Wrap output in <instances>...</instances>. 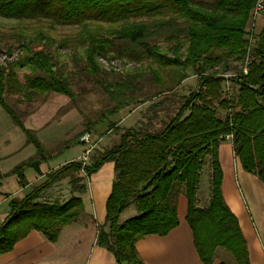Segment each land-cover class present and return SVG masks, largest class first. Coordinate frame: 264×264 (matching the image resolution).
I'll list each match as a JSON object with an SVG mask.
<instances>
[{
	"label": "trees",
	"instance_id": "trees-1",
	"mask_svg": "<svg viewBox=\"0 0 264 264\" xmlns=\"http://www.w3.org/2000/svg\"><path fill=\"white\" fill-rule=\"evenodd\" d=\"M257 1L0 0L1 17L37 23L31 37L23 31L27 25L18 28L16 56L3 52L10 60L0 62V108L23 131L25 142L35 148L32 156L9 172L20 186L29 181L26 172L42 175L40 166L50 155L21 119L25 112L7 102L5 94L18 92L28 102L50 93L72 100L75 97L71 72L64 70L57 53L46 50L59 47L52 45L49 36L54 27L72 25L77 29L76 44L82 51L75 55V61H82L77 67L87 76L100 81L104 72L124 74L116 82L102 83L112 107L103 110L98 119L87 120L83 132L107 122L109 116L130 103L152 100L149 109L141 112L148 122L161 110L170 109L168 102L177 105L173 115L166 114L157 128H150V123L119 127L117 122H109L108 128L119 131L111 146L95 150L88 162L74 159L49 170L28 192L10 197L0 223V254L10 251L31 230L50 242L56 241L61 228L83 211L81 194L86 190V179L111 161L114 178L95 243L110 251L117 264H144L136 252V241L147 235H166L177 226L176 201L180 194L186 199L185 220L200 261L250 264L238 219L223 197L218 147L229 140L242 169L264 181V22L260 28L256 24L253 41L249 37ZM261 2L264 5V0ZM158 40L167 44L166 50ZM108 51L117 56L107 55ZM230 59L238 61L230 72L233 75H222L217 65ZM142 60L150 63L149 80L153 85L145 90L139 66ZM19 66L26 70L23 82L16 76ZM189 70L197 77V88L176 98L174 89L190 75ZM226 83L233 85L227 94L224 88H231ZM81 133L65 147L81 144ZM205 160L209 194L207 202L200 205L197 188ZM62 179L69 184L68 196L47 193ZM0 196L8 194L0 192ZM130 205L136 214L119 222V215ZM218 248L233 262L217 257Z\"/></svg>",
	"mask_w": 264,
	"mask_h": 264
},
{
	"label": "crops",
	"instance_id": "crops-1",
	"mask_svg": "<svg viewBox=\"0 0 264 264\" xmlns=\"http://www.w3.org/2000/svg\"><path fill=\"white\" fill-rule=\"evenodd\" d=\"M141 105L123 113L116 125L139 127L150 123V128L159 127L162 116L148 122L146 116L138 110ZM5 119L0 112V192L8 194L7 197L0 196V223L7 213L10 197L22 196L30 190H27L28 187L39 182L49 170L78 158L82 152H74L67 159L54 163L53 158L60 150H46L50 158L40 166L42 175L32 176L30 172H26L29 181L20 186L16 176L9 172L16 164L32 156L35 148L25 142L23 131L13 122L4 125ZM218 157L223 171L222 191L238 219L250 264H264V242L260 239L236 188L234 163L239 165L229 140L219 145ZM113 178V163L106 161L86 179V190L81 194L82 219L78 218L77 221L62 227L54 242L48 241L40 232L31 230L18 240L10 251L0 254V264H117L110 251L95 243L97 226L104 221L105 201ZM69 189L67 179H62L50 186L47 193L52 196H63L64 193L69 195ZM176 210L178 224L166 235L152 234L136 241V252L144 264H203L197 255L190 227L185 220L186 199L182 194L177 198ZM85 218L89 220L86 221Z\"/></svg>",
	"mask_w": 264,
	"mask_h": 264
},
{
	"label": "rangeland",
	"instance_id": "rangeland-1",
	"mask_svg": "<svg viewBox=\"0 0 264 264\" xmlns=\"http://www.w3.org/2000/svg\"><path fill=\"white\" fill-rule=\"evenodd\" d=\"M262 22H264V16H260L257 19L258 28H260ZM31 23L27 20L17 21L0 16V62H3L6 59L10 60L3 54V52H6L8 56L9 54L13 57L16 56L19 43L17 42L18 40L15 39V36L16 33L19 32L18 30H21L18 28L27 25L28 27L24 28L23 31L27 36H32L33 28L37 23ZM42 25H44V23H42L41 26ZM103 26L104 29L107 28V25L104 24ZM76 33L77 29L72 25L54 27L53 29L49 30V36L52 39V45L56 47L58 45L59 47L57 50L52 49L51 47L46 49L52 54L57 53V59L64 65V70L66 72H71V90L75 96L73 100L61 94L50 93L49 95L36 96L30 102H28L22 99V96L18 92H8L5 94V99L7 102L13 105L16 109L25 112V115H22L21 119L27 127L34 131V135L42 143L45 150L48 152L60 150V152L53 158L54 163L59 161L61 162L64 159H67V157L72 153L81 152L86 147H88V145L85 143L68 145L67 147H65V144H70L72 138L75 135H79L81 132H83L84 125L87 120L94 121L98 119L103 110L110 109L112 107L113 101H111L103 91L102 83L116 82L124 75L123 73L117 72H104L100 75L101 79L99 81L93 77L87 76L85 73L80 71L78 69L79 67L77 66L82 64V61L79 60L76 63L75 55L81 54L82 49L80 45L76 44ZM61 42L62 44H60ZM157 42L162 50L167 49L168 46L165 42L161 40H158ZM183 51L184 46H182L180 49L181 53H183ZM106 54L117 56L113 51H108ZM118 58L122 59L123 57ZM237 62L238 61L231 59L226 62L221 61L218 63L217 69L222 75H228L234 70L233 68L236 66ZM101 63L103 64L102 61ZM139 66L142 67L141 82L144 90L152 88L153 85L149 80V61L142 60ZM15 70L18 81L23 82V74L26 71L25 68L19 66L16 67ZM133 71H135V69L130 72ZM189 74L190 75L182 80L180 84L174 89L176 98H179L181 95H187L190 91H193L197 88L196 75L192 74L190 70ZM229 86L231 90H226L224 88V92H226V94L227 92H232L233 85L231 83H226V87L228 88ZM151 102L152 100H146L140 103L142 105L140 108H138V110L141 112L148 110V106L151 104ZM168 104L169 105L167 108L170 109L161 110L159 113V116H162V119H165L166 114L167 116L173 115L176 110L177 105L175 104V101L173 103L168 102ZM136 106L137 104L130 103L115 116H109L107 122H101L89 130L94 146L89 151L85 162H88L89 157L94 154L95 150H102L106 147H109L117 139L119 131L117 132L115 128L113 130L108 128L109 122L116 123L123 113L133 109ZM0 112L2 116L6 118L4 125L13 124L10 116L3 109L0 108ZM123 124L126 125L125 123ZM117 126L120 127L121 125ZM31 147L34 148L32 144ZM238 165L239 166H237V163H234L236 188L238 189L245 203L246 209L251 216L260 239L262 242H264V181H261L255 175L244 171L240 166L239 161ZM55 169H57V167ZM80 174H82V172H80ZM43 179L44 177H42L39 182H35L33 185L40 183ZM30 188L28 187L27 190ZM222 193L225 199L224 192L222 191ZM208 194L209 167L208 161L205 160L197 188V196L200 199V205H202V203L205 201L207 202ZM67 195V193H64L63 197H66ZM225 201L229 206V201L227 199H225ZM135 214L136 210L132 205H130L121 212L118 217V221L122 222L123 220L134 216ZM82 216L83 215L80 214L74 221H77L78 218L82 219ZM85 219L86 221L89 220H87V218ZM216 255L217 257L222 258L229 263L233 262V258L223 249L218 248Z\"/></svg>",
	"mask_w": 264,
	"mask_h": 264
},
{
	"label": "built area",
	"instance_id": "built-area-1",
	"mask_svg": "<svg viewBox=\"0 0 264 264\" xmlns=\"http://www.w3.org/2000/svg\"><path fill=\"white\" fill-rule=\"evenodd\" d=\"M264 13V5H262V2L261 0H258L254 6V9L252 11V24H251V34H250V41H253L254 39V35H253V32L256 31V24H257V19L261 16V14ZM246 66H243V69L242 71L243 72H246ZM230 75H233V74H228V75H225V76H230ZM79 140L81 143H85L88 145V147H86L82 153L80 154V156L78 157L79 159L82 160L83 163H85L86 159H87V156H88V153L89 151L93 148L94 144L92 143V139H91V134H90V131H84L80 137H79Z\"/></svg>",
	"mask_w": 264,
	"mask_h": 264
}]
</instances>
